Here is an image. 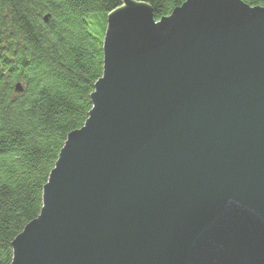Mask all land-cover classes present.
Segmentation results:
<instances>
[{
    "label": "water",
    "instance_id": "1",
    "mask_svg": "<svg viewBox=\"0 0 264 264\" xmlns=\"http://www.w3.org/2000/svg\"><path fill=\"white\" fill-rule=\"evenodd\" d=\"M103 54L11 264H264V8L124 0Z\"/></svg>",
    "mask_w": 264,
    "mask_h": 264
},
{
    "label": "trees",
    "instance_id": "2",
    "mask_svg": "<svg viewBox=\"0 0 264 264\" xmlns=\"http://www.w3.org/2000/svg\"><path fill=\"white\" fill-rule=\"evenodd\" d=\"M133 1L150 5L160 21L187 0ZM242 1L264 8V0ZM123 5L0 0V264L12 263V242L40 215L67 136L88 119L107 17Z\"/></svg>",
    "mask_w": 264,
    "mask_h": 264
}]
</instances>
